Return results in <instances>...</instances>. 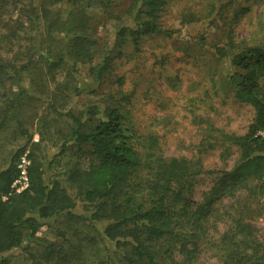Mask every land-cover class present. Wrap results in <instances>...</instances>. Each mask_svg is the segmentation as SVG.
<instances>
[{
  "label": "trees",
  "instance_id": "1",
  "mask_svg": "<svg viewBox=\"0 0 264 264\" xmlns=\"http://www.w3.org/2000/svg\"><path fill=\"white\" fill-rule=\"evenodd\" d=\"M168 1L0 0V264H12L4 254L22 246L29 264H203L206 250L218 264H264V241L250 221L254 200L264 201V46L227 49L198 38L227 59L235 99L253 110L243 134L220 133L238 155L200 200L190 193L202 158L165 155L160 135L128 112L126 94L75 109L82 93L98 95L128 40L172 33L156 22ZM99 26L109 27L104 41ZM23 154L29 186L16 193ZM77 202L89 217L73 213ZM60 217L73 235L71 223L103 225L83 238L85 257L68 230L54 228V240L36 235ZM31 241L37 250L25 249Z\"/></svg>",
  "mask_w": 264,
  "mask_h": 264
},
{
  "label": "rangeland",
  "instance_id": "2",
  "mask_svg": "<svg viewBox=\"0 0 264 264\" xmlns=\"http://www.w3.org/2000/svg\"><path fill=\"white\" fill-rule=\"evenodd\" d=\"M114 1L123 5L128 2ZM190 15L198 20H191ZM156 22L172 33L145 34L136 45L128 40L98 86V95L82 93L75 109L100 103L101 98L110 95L114 100L119 99L122 97L119 91L126 94L128 102L123 103L128 112L138 125H150L151 131L160 135L165 155L202 158V173L194 177L190 193L191 200H200L216 185L220 171L230 169L238 155L236 148L220 143V133L243 134L252 121L253 110L235 99L227 80L230 73L227 59L202 47L198 38L203 35L205 43L227 49H231L229 43L235 47L264 46V0H169ZM108 29V26L98 27L100 41L107 39ZM161 56L163 62H159ZM37 138L34 134L33 140ZM16 143L23 144L24 139L19 138ZM49 152L53 154L55 150ZM70 165V162L62 163L53 171L61 175V170ZM245 196L244 193L239 198V206L244 205ZM254 201L258 204L251 205L255 213L250 221L257 229L258 238L264 241V201ZM73 213L89 217L79 202ZM62 220L63 217L45 220L36 235L54 240L57 238L54 228L68 230L70 242L78 243L84 255L88 242L83 238L98 236L103 230L101 223L86 220L83 225L71 223L79 233L73 235L72 229L60 224ZM217 225L219 231L225 229L224 222L218 221ZM217 237V233L210 236L212 241ZM34 244L26 243L30 247L25 249H33ZM4 255L12 264H29L23 246ZM198 260L203 264H218L210 250L203 251Z\"/></svg>",
  "mask_w": 264,
  "mask_h": 264
},
{
  "label": "built area",
  "instance_id": "3",
  "mask_svg": "<svg viewBox=\"0 0 264 264\" xmlns=\"http://www.w3.org/2000/svg\"><path fill=\"white\" fill-rule=\"evenodd\" d=\"M260 134L264 137V131L260 132ZM28 165H29V159L27 158L26 154H23L19 158V161L17 163L19 174L11 184L13 192L18 193L28 188L29 186L28 171H27Z\"/></svg>",
  "mask_w": 264,
  "mask_h": 264
}]
</instances>
